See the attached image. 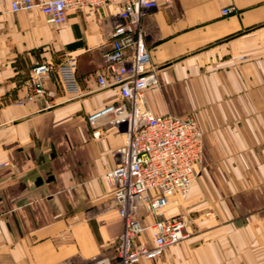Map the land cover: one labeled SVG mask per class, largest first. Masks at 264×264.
<instances>
[{"label":"crops","instance_id":"obj_1","mask_svg":"<svg viewBox=\"0 0 264 264\" xmlns=\"http://www.w3.org/2000/svg\"><path fill=\"white\" fill-rule=\"evenodd\" d=\"M10 2L0 0V264L114 259L123 220L103 175L124 126L88 118L120 100L118 86L97 79L120 7L70 9L56 25ZM158 2L140 25L157 78L146 106L193 116L201 165L187 198L167 211L187 215L188 236L135 264H264V0ZM68 55L78 91L44 78L46 93L35 94L31 68ZM135 240L151 246L150 229Z\"/></svg>","mask_w":264,"mask_h":264},{"label":"built area","instance_id":"obj_2","mask_svg":"<svg viewBox=\"0 0 264 264\" xmlns=\"http://www.w3.org/2000/svg\"><path fill=\"white\" fill-rule=\"evenodd\" d=\"M158 0H11V11L37 9L54 24L67 21V11L84 7L117 5L119 22L111 32L110 46L102 52L107 73L98 71L100 88L118 86L120 100L89 115L106 117L124 126V140L113 151V167L104 173L112 188L123 229L115 242L114 259H96L95 264H135L141 258L155 260L164 250L188 236L185 213L168 215L187 198L191 182L201 165L202 134L192 115H154L146 106L145 90L157 83L140 25L144 13ZM230 9H222L227 14ZM126 51H129L126 53ZM77 58L68 55L61 63H36L30 71L34 93L43 96L42 80L53 79L67 93L78 91ZM212 211L205 212L211 215ZM150 217L149 223H143ZM150 229L153 243L136 242Z\"/></svg>","mask_w":264,"mask_h":264}]
</instances>
